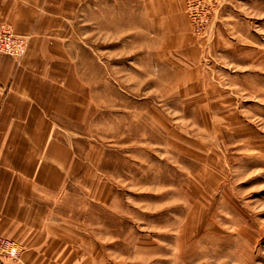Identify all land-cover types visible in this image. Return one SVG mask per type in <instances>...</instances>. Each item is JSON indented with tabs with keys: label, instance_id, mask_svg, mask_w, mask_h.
Here are the masks:
<instances>
[{
	"label": "rangeland",
	"instance_id": "374dc122",
	"mask_svg": "<svg viewBox=\"0 0 264 264\" xmlns=\"http://www.w3.org/2000/svg\"><path fill=\"white\" fill-rule=\"evenodd\" d=\"M59 9L90 84L74 174L0 264H264V0Z\"/></svg>",
	"mask_w": 264,
	"mask_h": 264
},
{
	"label": "crops",
	"instance_id": "0c3cea01",
	"mask_svg": "<svg viewBox=\"0 0 264 264\" xmlns=\"http://www.w3.org/2000/svg\"><path fill=\"white\" fill-rule=\"evenodd\" d=\"M61 5L75 0H0V23L27 37L21 58L0 53V232L22 242L23 216L74 174L70 135L85 113L87 84L68 59L73 31Z\"/></svg>",
	"mask_w": 264,
	"mask_h": 264
},
{
	"label": "built area",
	"instance_id": "2783aa9c",
	"mask_svg": "<svg viewBox=\"0 0 264 264\" xmlns=\"http://www.w3.org/2000/svg\"><path fill=\"white\" fill-rule=\"evenodd\" d=\"M25 46L24 37L15 35L8 27L0 24V53L18 58L23 55ZM10 251L12 252L10 253ZM15 252L16 248H10V255L15 254Z\"/></svg>",
	"mask_w": 264,
	"mask_h": 264
},
{
	"label": "bare ground",
	"instance_id": "6f19581e",
	"mask_svg": "<svg viewBox=\"0 0 264 264\" xmlns=\"http://www.w3.org/2000/svg\"><path fill=\"white\" fill-rule=\"evenodd\" d=\"M14 250V249H13ZM12 251H10V253H11Z\"/></svg>",
	"mask_w": 264,
	"mask_h": 264
}]
</instances>
